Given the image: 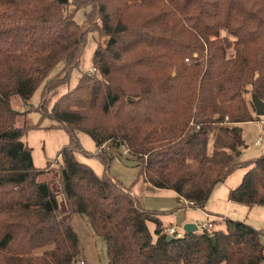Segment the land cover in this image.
Returning <instances> with one entry per match:
<instances>
[{"label": "trees", "instance_id": "obj_1", "mask_svg": "<svg viewBox=\"0 0 264 264\" xmlns=\"http://www.w3.org/2000/svg\"><path fill=\"white\" fill-rule=\"evenodd\" d=\"M87 24L104 37L94 72L47 108L46 93L79 63ZM44 81L37 111L69 140L37 168L23 137L39 124L17 125L12 99L27 102ZM254 94L264 101V0H0V264L83 260L74 215L103 237L108 264H264L260 230L242 221L167 240L160 215L174 210L146 209L114 180L108 151L124 146L138 177L175 191L176 209L181 199L204 209L238 168L247 169L228 200L264 206V154L239 159L241 124L259 119ZM78 132L94 142L100 175L76 159L89 154Z\"/></svg>", "mask_w": 264, "mask_h": 264}, {"label": "rangeland", "instance_id": "obj_2", "mask_svg": "<svg viewBox=\"0 0 264 264\" xmlns=\"http://www.w3.org/2000/svg\"><path fill=\"white\" fill-rule=\"evenodd\" d=\"M89 10H90L89 7L85 9L81 8L76 10L74 14V20L77 23L80 24L83 23L84 11H89ZM67 11L68 12L72 11L71 5L67 7ZM83 28H86L87 38L79 58V63L77 66L71 68L67 82L58 86V88L55 91L46 93V97H45L46 100L44 106H47V108H50L52 106L53 101L59 95L65 93L69 89H72L78 83L79 77L81 76L82 73L94 72L92 65V54L97 43L103 45L104 37H101L96 31H94L91 24H87ZM223 33L224 32H222V34ZM63 65H64L63 63H59L56 67H54L48 73L46 80L47 79L50 80L54 78L57 72L63 67ZM58 75H59L58 77L60 78L63 76V73ZM45 83L46 81H44V83L35 90L32 97L27 102H23L19 97H14L12 99V106L24 114L21 115V117L18 119L17 125H22L25 121V123L29 125L39 124L40 126L38 128L29 129L26 135L23 137V141L26 142L28 146H30L32 149L31 154H32L33 165L34 167L37 168H43L47 165V162H53L56 158H58L57 155L59 150L69 140V136L64 130L57 128L55 126L54 127L51 126L55 124L53 120L49 118H41L40 112L37 111L39 109L42 90ZM245 97L249 102L250 95L246 94ZM253 115L255 116V112L253 113ZM263 125H264V116L259 117L258 120L246 122L241 126L243 129L242 131L244 133L243 140L245 141L244 142L245 145L244 147H242V153L240 154L239 157L240 160L246 161L264 154V143L260 145H256L254 143V138L259 133L260 134L264 133L261 132L260 130L261 126ZM77 136L79 138L80 143L82 144V147L89 154L86 155L77 152L75 156L76 159L81 162L85 161L84 163H88V162L91 163L93 169H96L98 172L99 171L101 172L102 164L95 156H91V153L95 149L94 142L87 134L83 132H78ZM84 156H91L92 159L84 160L86 158ZM112 163L113 162H111V164ZM116 165H117L116 163H113L112 166L113 169L114 166ZM112 167L110 168V173L113 176ZM242 171H243L242 168H238L234 170L226 178L224 183L216 184L217 186H215L211 192L210 202L208 201V203L205 204L204 207L206 211L208 210V213H213L211 216H208L209 214L206 212L205 215L203 211H201L200 209H196L195 207H188V208H183L181 211H179V219L185 216L186 219L190 218L192 224L196 225L197 232L203 231V229H201V224L203 222H208V221L214 222L213 228L207 229L208 232H211L213 230L225 229L226 219L242 221L253 226L257 230H260V238L264 242V235L261 234V230L264 229V206L254 205L252 207H247L246 205L235 202L227 203L228 191L224 189L225 188L224 186L229 185L231 182H233V180H236V182L238 179L241 180L243 175ZM166 194H170L169 191L143 189L142 194L138 196V200L148 210L162 211L159 209L161 208L167 209L171 207V205L174 202V197L170 198ZM84 218L87 222V228L88 229L91 228L90 223L87 220V217L84 216ZM76 220H80L79 217L78 219L76 218L74 221L75 227L77 232L80 234L84 246L86 247V250L89 255L88 257L89 262L93 264H108L106 243L103 237L96 235L97 239L93 237L94 239L92 241H89V239L87 238V236L89 235L88 231L86 230V228L83 229L84 225H80ZM172 220L173 217L171 215H166L162 217L163 224L170 223L172 222ZM177 221L179 220H176L174 224L181 225V223ZM183 225L178 226V229H182ZM148 227L150 231L153 233L154 223L148 222Z\"/></svg>", "mask_w": 264, "mask_h": 264}, {"label": "crops", "instance_id": "obj_3", "mask_svg": "<svg viewBox=\"0 0 264 264\" xmlns=\"http://www.w3.org/2000/svg\"><path fill=\"white\" fill-rule=\"evenodd\" d=\"M246 123V122H245ZM244 123H242L241 124V126L243 125ZM40 127V126H39ZM243 130V129H242ZM261 132H264V125L263 126H261ZM242 134H243V138H244V133H243V131H242ZM260 134V133H259ZM258 134V135H259ZM262 134V133H261ZM257 135V136H258ZM256 136V137H257ZM255 137V138H256ZM255 138H254V140H255ZM245 142V141H244ZM82 145V144H81ZM95 151H96V147H95V149H94V151L92 152V154L93 153H95ZM108 151H109V153L113 156V160H112V162L113 163H116L117 165L116 166H114V169H113V163L111 164V167H112V173H113V178H114V180L115 181H117L119 184H121L122 186H124V187H127V188H129L130 189V193L135 197V198H137L138 199V196H140V194H142V191H143V189H153V190H165V191H169V193L170 194H166V195H168V197H174V202H173V204L171 205V207H169V208H167V209H165V208H161V209H159V210H162L161 212H164V211H168V210H174V212H172V213H166V214H163V215H160V219H161V222H162V217L163 216H166V215H171L172 217H173V220H172V222H170V223H167V224H163V222H162V226H163V228H165V227H167V226H174V227H176L177 229H178V226H182L183 224H185L186 222L188 223H192V221H191V219L189 218V219H186V216L185 217H181V219H179V211H181L183 208H185V207H183V208H178V209H176V207H177V194L175 193V191H173V190H170V189H160V188H156V187H154V186H152V185H150L148 182H146V181H144V179L143 178H141V177H138V171H139V166L137 165V163H136V161H135V159L133 158V157H130L128 154H127V151H126V149L124 148V146H120V147H118V148H113V147H109L108 146ZM241 153H242V149H241ZM75 156H76V154H75ZM91 156H93V155H91ZM91 156H84V157H86L84 160H91L92 158H91ZM115 158V159H114ZM242 161V160H241ZM85 162V161H84ZM88 162V161H87ZM86 164H88L92 169H93V167H92V165H91V163H86ZM243 169V174L245 173V171H246V169L247 168H242ZM94 170V172L96 173V174H98V175H100L101 173H102V170H103V167H102V169H101V172L99 171H97L96 169H93ZM243 176V175H242ZM242 179V178H241ZM226 180V179H225ZM224 180V181H225ZM224 181L223 182H220V183H224ZM240 181L241 180H237V182H236V180H233V182H231L229 185H227V186H224L225 188L224 189H226L227 191H228V193H229V191L231 190V189H233V188H235V187H237L238 185H239V183H240ZM219 184V183H218ZM217 186V185H216ZM163 193H165V192H163ZM162 193V194H163ZM211 197V194H210V196H209V198H208V200H207V202H206V204L208 203V201L210 202V198ZM229 202H231V201H229L228 200V197H227V203H229ZM232 203V202H231ZM196 209H199V208H196ZM201 211H203L204 213L206 212V213H208V210L206 211L205 209H200ZM206 213H205V215H206ZM209 215L208 216H211L213 213H208ZM78 219V217H79V219L80 220H76L80 225H84L83 226V229H85L86 228V230L88 231V233H89V235L87 236V238L89 239V241H92L94 238L93 237H95L96 238V234L94 233V231L92 230V228H87V222H86V220H85V218H84V216H81V215H74V217H73V220H72V224H73V227H74V230H75V232L77 233V235H78V237H79V239H80V241H81V244H82V247H83V260H84V262H85V264H93V263H90L89 262V259H88V257H89V255H88V252H87V250H86V247L84 246V244H83V242H82V240H81V237H80V234L77 232V230H76V227H75V219L76 218ZM221 217V216H220ZM220 217H218V218H220ZM88 220V219H87ZM176 220H179V221H177V222H180L181 223V225H175L174 224V222L176 221ZM88 222H89V220H88ZM212 222V221H211ZM214 222H212V224H213ZM91 227V226H90ZM97 239V238H96Z\"/></svg>", "mask_w": 264, "mask_h": 264}, {"label": "built area", "instance_id": "obj_4", "mask_svg": "<svg viewBox=\"0 0 264 264\" xmlns=\"http://www.w3.org/2000/svg\"><path fill=\"white\" fill-rule=\"evenodd\" d=\"M254 143L256 145H260V144L264 143V133L259 134L255 138ZM180 205L183 206V207H185V208H188V207H191L192 206V202L181 199ZM212 228H213V224H212L211 221L203 222L201 224V229H203V230L212 229ZM163 232L166 235H170V236L175 237V238H180L185 233L184 230H183V228L182 229H177L174 226H167V227L163 228ZM261 234L264 235V229L261 230ZM76 264H85V262H84V260H80Z\"/></svg>", "mask_w": 264, "mask_h": 264}, {"label": "water", "instance_id": "obj_5", "mask_svg": "<svg viewBox=\"0 0 264 264\" xmlns=\"http://www.w3.org/2000/svg\"><path fill=\"white\" fill-rule=\"evenodd\" d=\"M252 106L255 112V115L258 117H262L264 116V101L262 99H260L256 94L253 95L252 97ZM197 227L195 224L192 223H185L183 225V230L185 233H192L194 231H196ZM173 237L170 235L166 236L167 240H171ZM210 240L212 242L213 245H215L216 243V237L215 235L210 236Z\"/></svg>", "mask_w": 264, "mask_h": 264}]
</instances>
